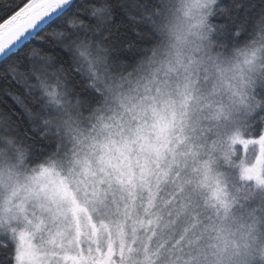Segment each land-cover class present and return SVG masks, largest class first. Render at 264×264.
<instances>
[{
  "label": "rangeland",
  "instance_id": "rangeland-1",
  "mask_svg": "<svg viewBox=\"0 0 264 264\" xmlns=\"http://www.w3.org/2000/svg\"><path fill=\"white\" fill-rule=\"evenodd\" d=\"M208 7L179 0L155 70L79 131L67 162L0 169V226L40 264H238L253 210L264 233L237 146L262 51L215 54Z\"/></svg>",
  "mask_w": 264,
  "mask_h": 264
},
{
  "label": "snow or ice",
  "instance_id": "snow-or-ice-1",
  "mask_svg": "<svg viewBox=\"0 0 264 264\" xmlns=\"http://www.w3.org/2000/svg\"><path fill=\"white\" fill-rule=\"evenodd\" d=\"M230 3L231 0H208L209 7L205 9L207 14L201 21L202 25L206 20L213 32L218 25L225 45L237 39L243 40L250 33L264 31V25H261L264 22V0H260L258 10L256 4L241 2L233 12L224 7ZM86 6L87 0H56L51 10L41 15L37 0H20L13 12L0 16V138H12L9 144L21 161L24 151L36 153L39 148L51 147L36 143L37 140H45V128L49 121L40 105L35 103L34 74L40 69L34 64L21 63V49L33 43L34 36L42 40L41 33L58 27L66 17L78 16L83 27L70 32L64 43L48 49L46 71L77 63L78 58L73 52L77 44L95 47L105 60L111 62L131 61L134 59L131 51L141 47L145 37L151 38L157 18L165 11L166 0H105L104 6L96 8L90 15L82 11ZM226 10L228 15L221 17L219 13ZM41 47L46 45L41 44ZM10 65H16V68L10 69ZM77 70L78 66L72 69L73 72ZM90 79L84 77L90 91L74 92L77 102L93 101L95 89L91 88ZM249 87L253 91L248 97L245 115L246 124L252 131L239 138L237 146L252 160L245 159L240 165L243 173L241 180L245 184L251 182L254 189L264 193V71L260 72L258 84L249 80L245 91ZM255 195V191H248L243 198L247 200ZM250 218L252 223L247 226L248 238L237 253L238 264H264V233L256 235L255 210L250 213ZM5 238L7 242L3 243V248H11L5 259L11 264H40L34 242L17 237L11 231L5 234Z\"/></svg>",
  "mask_w": 264,
  "mask_h": 264
},
{
  "label": "trees",
  "instance_id": "trees-1",
  "mask_svg": "<svg viewBox=\"0 0 264 264\" xmlns=\"http://www.w3.org/2000/svg\"><path fill=\"white\" fill-rule=\"evenodd\" d=\"M241 2L256 4L257 10L260 4V0H231V3L224 7L234 12L236 5ZM19 3L20 0H0V16L13 12ZM104 3L105 0H87V6L82 11L85 15H90L96 8L104 6ZM178 3L179 0H166L165 11L157 18L151 38L145 37L141 42L142 46L131 51L130 55L134 59L127 62L105 60L95 47L77 44L73 47V52L78 58L77 63L66 65L63 69L57 66L54 70L46 71L45 68L49 63L48 49L64 43L70 32H76L83 27L78 16H68L58 27L49 29L47 33H41L42 40L39 36H34L32 38L34 42L21 49L20 60L24 65L34 64L40 69L34 74L36 77L34 81L35 103L40 105L49 123L45 128L47 134L45 140H37L36 143L38 145L48 144L51 147L39 148L36 153L24 151V158L21 161L12 151V145L9 144L12 138H0V145H2L0 147V169L19 165L20 170L27 172L43 164L67 162L79 131L84 132L90 129L89 127L99 121L100 114L109 107L108 104L114 102V98L120 97L125 90L133 88L135 83L149 77L153 72L152 69L155 70L168 48ZM219 15L226 16L228 11L220 12ZM261 25H264V22H261ZM220 33L221 29L218 25L216 32L210 30V48L215 54L230 56L259 49L262 51L261 71H264V31L250 33L245 39H237L227 45L220 38ZM41 44L46 47L42 48ZM77 66L78 70L73 72L72 69ZM15 68L16 65H10V69ZM84 77L91 78L89 83L91 88L95 89L91 103L77 102L74 94V92L90 91L84 82ZM259 78L260 73L255 79L257 84ZM252 91L253 89L250 88V94ZM241 130L245 135H249L252 131L246 124V116ZM7 232L0 226V261L2 264H11L5 259L11 248L5 249L2 246L7 242L5 238Z\"/></svg>",
  "mask_w": 264,
  "mask_h": 264
},
{
  "label": "water",
  "instance_id": "water-1",
  "mask_svg": "<svg viewBox=\"0 0 264 264\" xmlns=\"http://www.w3.org/2000/svg\"><path fill=\"white\" fill-rule=\"evenodd\" d=\"M55 3L56 0H37V4L41 15H43L45 12L50 11ZM13 51H15V49H13Z\"/></svg>",
  "mask_w": 264,
  "mask_h": 264
}]
</instances>
